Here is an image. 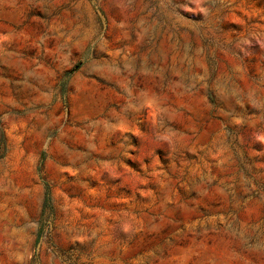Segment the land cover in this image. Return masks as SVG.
<instances>
[{"label": "rangeland", "instance_id": "obj_1", "mask_svg": "<svg viewBox=\"0 0 264 264\" xmlns=\"http://www.w3.org/2000/svg\"><path fill=\"white\" fill-rule=\"evenodd\" d=\"M0 264H264V0H0Z\"/></svg>", "mask_w": 264, "mask_h": 264}]
</instances>
